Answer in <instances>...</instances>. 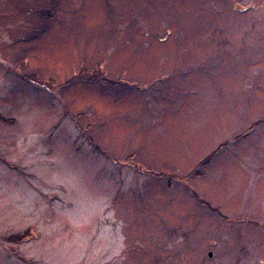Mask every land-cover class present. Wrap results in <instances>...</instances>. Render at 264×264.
Masks as SVG:
<instances>
[{
	"label": "rangeland",
	"instance_id": "1",
	"mask_svg": "<svg viewBox=\"0 0 264 264\" xmlns=\"http://www.w3.org/2000/svg\"><path fill=\"white\" fill-rule=\"evenodd\" d=\"M0 264H264V0H0Z\"/></svg>",
	"mask_w": 264,
	"mask_h": 264
}]
</instances>
